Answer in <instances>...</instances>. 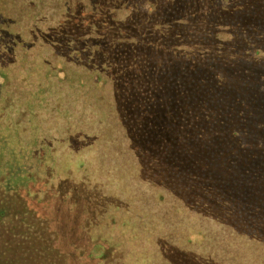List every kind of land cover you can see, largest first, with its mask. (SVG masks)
<instances>
[{"label": "trees", "instance_id": "obj_1", "mask_svg": "<svg viewBox=\"0 0 264 264\" xmlns=\"http://www.w3.org/2000/svg\"><path fill=\"white\" fill-rule=\"evenodd\" d=\"M0 264H264V0H0Z\"/></svg>", "mask_w": 264, "mask_h": 264}]
</instances>
